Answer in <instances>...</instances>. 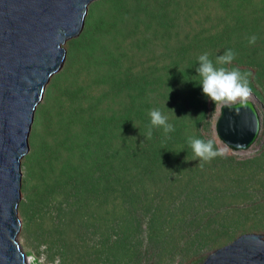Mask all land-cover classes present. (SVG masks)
Masks as SVG:
<instances>
[{"label":"rangeland","instance_id":"374dc122","mask_svg":"<svg viewBox=\"0 0 264 264\" xmlns=\"http://www.w3.org/2000/svg\"><path fill=\"white\" fill-rule=\"evenodd\" d=\"M64 47L20 165L25 256L46 244L48 264H201L264 235V0H94ZM227 50L260 122L240 153L219 139L196 72L201 54ZM153 108L173 132L146 138ZM189 137L225 153L199 161Z\"/></svg>","mask_w":264,"mask_h":264},{"label":"water","instance_id":"95a60500","mask_svg":"<svg viewBox=\"0 0 264 264\" xmlns=\"http://www.w3.org/2000/svg\"><path fill=\"white\" fill-rule=\"evenodd\" d=\"M94 0H0V264H25L20 231V165L37 105L77 36ZM236 107H239L238 105ZM260 122L250 99L239 112L223 108L216 132L225 147L250 149ZM201 264H264V235L242 233L208 252Z\"/></svg>","mask_w":264,"mask_h":264},{"label":"clouds","instance_id":"9594fccd","mask_svg":"<svg viewBox=\"0 0 264 264\" xmlns=\"http://www.w3.org/2000/svg\"><path fill=\"white\" fill-rule=\"evenodd\" d=\"M256 39L255 35L251 36L249 43H255ZM234 59L235 53L233 50H227L223 55L218 56L215 63L210 59V54L207 52L198 57L199 63L198 67H196V72L200 77L198 84L204 96L213 103L214 111L218 110L221 114L222 109L225 107L234 109L238 113L241 108L247 106L252 94V88L247 76L243 75L238 68L227 67ZM217 64L221 66L217 67ZM237 105L239 107H236ZM168 110L174 115L173 109ZM149 117L150 125L146 132V138L151 137L152 127H162L165 135L175 130L174 126L168 123V117L160 109H151ZM188 143L194 157L198 158L199 161H209L225 153V149L218 147L212 139L189 137ZM46 249V244L41 245L40 255L37 256L35 252L27 255L25 257V264H48ZM52 264H61L60 257H55Z\"/></svg>","mask_w":264,"mask_h":264},{"label":"trees","instance_id":"16d2710c","mask_svg":"<svg viewBox=\"0 0 264 264\" xmlns=\"http://www.w3.org/2000/svg\"><path fill=\"white\" fill-rule=\"evenodd\" d=\"M229 148H231V149L235 150V149H234V148H232V147H229Z\"/></svg>","mask_w":264,"mask_h":264}]
</instances>
